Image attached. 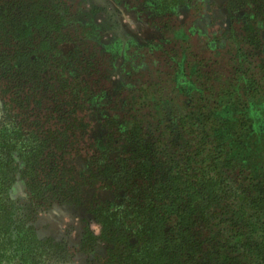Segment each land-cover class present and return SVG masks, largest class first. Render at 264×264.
<instances>
[{
  "label": "trees",
  "instance_id": "trees-1",
  "mask_svg": "<svg viewBox=\"0 0 264 264\" xmlns=\"http://www.w3.org/2000/svg\"><path fill=\"white\" fill-rule=\"evenodd\" d=\"M144 1L0 0V264H264V0Z\"/></svg>",
  "mask_w": 264,
  "mask_h": 264
},
{
  "label": "flooded vegetation",
  "instance_id": "flooded-vegetation-1",
  "mask_svg": "<svg viewBox=\"0 0 264 264\" xmlns=\"http://www.w3.org/2000/svg\"><path fill=\"white\" fill-rule=\"evenodd\" d=\"M98 2H99L98 4L101 6H100V9L98 11L99 13L96 15V18L100 22L102 27L104 28V29L102 28V30H104V32H107L108 28L110 27V25L107 24V20L111 21V15L112 14L108 13V9H113L115 14H120V12L126 13L129 16L128 17L129 21L140 22L139 26H140L142 31L139 33V35L141 36V40L131 39L129 41L140 42V41L144 40L145 36L147 37L151 33L149 28H153V27H149V16H148V11H146L144 9V4H145L144 0H109L108 3L106 2V0H98ZM86 5L88 6V4H86ZM141 15H142V17H140ZM100 20H102V21H100ZM112 38L119 39L121 41L127 39V38H123V37L121 38L120 36L119 37H112ZM112 38H109V40ZM109 40H107V41H109ZM119 66L120 65H117L116 69L113 71V73L111 75L116 89H119L123 86V82L126 78L125 74H123V70L120 69L121 67H119ZM98 106H101V104L99 103ZM69 214L71 215V213H69ZM56 216H57L56 217L57 219L63 218L62 215L59 216L57 214ZM52 219H54L53 216H52ZM79 220H80L79 217H77L75 219L72 218V220L70 219V221L72 222V225H73L70 228V231H72L71 236H72V239L74 241H77V239L80 235V232H81L80 224H76ZM91 220H93V219H91ZM53 221L57 222L59 225H62L66 222L64 220H53ZM64 226H67V225L64 224L63 227Z\"/></svg>",
  "mask_w": 264,
  "mask_h": 264
},
{
  "label": "rangeland",
  "instance_id": "rangeland-1",
  "mask_svg": "<svg viewBox=\"0 0 264 264\" xmlns=\"http://www.w3.org/2000/svg\"><path fill=\"white\" fill-rule=\"evenodd\" d=\"M220 1V0H219ZM108 13L111 15V21L107 20V24L110 25V27L107 30V33L105 34V38L109 40V38L112 37H123L127 38L125 40H122L124 42H127L131 39L134 40H141V36L139 33L142 31L139 24L140 22L136 21H129L128 15L126 13L120 12V14H115L113 9H108ZM218 16H222L220 22L223 25H227L228 22L226 21V15L224 13H219ZM57 216H53V220H67L68 218L62 215L63 218L57 219ZM65 218V219H64ZM93 227V225H92Z\"/></svg>",
  "mask_w": 264,
  "mask_h": 264
}]
</instances>
